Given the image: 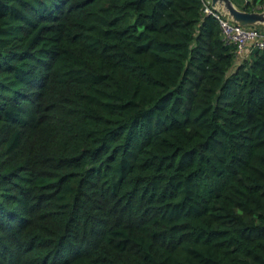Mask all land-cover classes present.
Wrapping results in <instances>:
<instances>
[{"label": "trees", "instance_id": "16d2710c", "mask_svg": "<svg viewBox=\"0 0 264 264\" xmlns=\"http://www.w3.org/2000/svg\"><path fill=\"white\" fill-rule=\"evenodd\" d=\"M203 7L0 0V264H264V47Z\"/></svg>", "mask_w": 264, "mask_h": 264}, {"label": "built area", "instance_id": "2783aa9c", "mask_svg": "<svg viewBox=\"0 0 264 264\" xmlns=\"http://www.w3.org/2000/svg\"><path fill=\"white\" fill-rule=\"evenodd\" d=\"M203 1V10L214 14L218 18L222 35L227 42H232L235 45L237 57H246L253 48L264 47V24H239L228 19L218 8L212 6L211 0ZM250 10H264V7L253 3Z\"/></svg>", "mask_w": 264, "mask_h": 264}, {"label": "water", "instance_id": "95a60500", "mask_svg": "<svg viewBox=\"0 0 264 264\" xmlns=\"http://www.w3.org/2000/svg\"><path fill=\"white\" fill-rule=\"evenodd\" d=\"M211 5L218 8L228 19L239 24H264V10H246L233 0H211Z\"/></svg>", "mask_w": 264, "mask_h": 264}, {"label": "rangeland", "instance_id": "374dc122", "mask_svg": "<svg viewBox=\"0 0 264 264\" xmlns=\"http://www.w3.org/2000/svg\"><path fill=\"white\" fill-rule=\"evenodd\" d=\"M234 1L236 2V4L240 5V2L238 3L236 0H234ZM240 1H242V0H240ZM253 2L255 5L264 7V0H253Z\"/></svg>", "mask_w": 264, "mask_h": 264}]
</instances>
